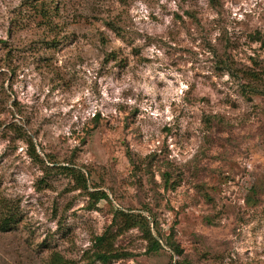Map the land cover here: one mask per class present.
I'll return each mask as SVG.
<instances>
[{
    "label": "rangeland",
    "instance_id": "374dc122",
    "mask_svg": "<svg viewBox=\"0 0 264 264\" xmlns=\"http://www.w3.org/2000/svg\"><path fill=\"white\" fill-rule=\"evenodd\" d=\"M107 228L108 264H264V0H0V264H102Z\"/></svg>",
    "mask_w": 264,
    "mask_h": 264
},
{
    "label": "trees",
    "instance_id": "16d2710c",
    "mask_svg": "<svg viewBox=\"0 0 264 264\" xmlns=\"http://www.w3.org/2000/svg\"><path fill=\"white\" fill-rule=\"evenodd\" d=\"M253 38L257 41L259 40L258 33L253 35ZM259 73H250L249 77L253 81H260ZM259 92L253 86H249L245 89V94H252ZM29 145L32 143L29 142ZM33 149V148H31ZM63 170L69 171L71 176L75 179V183L78 189L87 190V178L85 174L80 170H75L74 168L64 167ZM162 186L164 189L173 188V180L171 179V174L168 171L162 173ZM88 192V191H86ZM88 195L93 202H99L105 200L109 202L108 195L104 191H93L88 192ZM258 195V188L256 185H252L248 189V194L245 198L246 204L255 205ZM147 210L148 217L143 216L141 213L125 212L121 208L113 207V223L119 222V234L131 228H136L141 234L142 239L147 242L146 253H155L161 249L163 242L166 247L172 252L173 256H180L182 249L180 245L173 238V229L168 235H163L161 231L160 224L156 221L155 217ZM154 232V235L152 233ZM117 234L113 233L110 228H107L105 232L94 238V251L92 252V257L94 261L100 262L102 264H108L112 260H121L128 256V253L123 251H118L114 248V241ZM53 264H69L68 261L62 259L58 255H53ZM180 264V263H176ZM182 264V263H181Z\"/></svg>",
    "mask_w": 264,
    "mask_h": 264
}]
</instances>
